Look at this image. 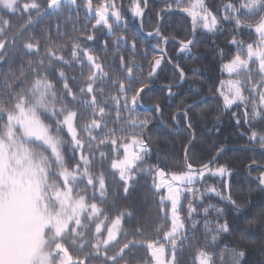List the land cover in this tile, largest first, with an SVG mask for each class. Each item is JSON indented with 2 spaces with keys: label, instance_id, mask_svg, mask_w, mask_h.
Listing matches in <instances>:
<instances>
[{
  "label": "snow or ice",
  "instance_id": "obj_1",
  "mask_svg": "<svg viewBox=\"0 0 264 264\" xmlns=\"http://www.w3.org/2000/svg\"><path fill=\"white\" fill-rule=\"evenodd\" d=\"M165 3L166 9L172 8ZM173 3L191 21L192 38L178 42L180 52L190 53L197 31L215 34L222 22L232 26L228 45L235 51L216 49L220 72L228 78L218 82L212 98L219 99L226 112L243 108L232 112V118L237 127L246 126L240 135L250 144L259 143L264 153V131L254 126H264V0H227L215 10L206 0ZM0 6L9 14L0 19V264H216L217 258L225 264L226 254L230 264H243L244 249L225 246L219 254L213 250L223 234L233 231L226 208L219 205L230 206L244 220L254 208L251 219L264 223V199L254 204L234 198L233 170L219 163L225 146L195 163L194 109L204 98L194 95L171 117L176 124L183 121L190 133L181 167L150 163L151 126L163 108L152 104L154 116L135 114L152 85L143 74L136 76L142 66L121 54L127 48L135 55L138 38L122 35L101 41L105 55L113 49L110 61L94 54L98 29L104 28L109 37L120 25L127 31L123 3L0 0ZM147 8L148 0H129L127 11L140 18L142 26ZM81 11L87 24L80 23ZM14 15L22 18L15 28L10 18ZM48 16L52 22L40 27ZM157 17L159 24L163 17ZM246 32L250 40L237 39ZM69 36L71 44L58 42ZM147 36L158 40L153 45L158 55L148 61L147 81L154 80L165 63L177 70L180 82L186 80L184 69L161 46L174 38L164 36L159 26ZM18 52L39 57L21 62L19 75L11 71ZM141 55L148 56L146 48ZM3 65L9 66L8 73ZM164 87L166 98L178 95L174 85ZM254 170L264 192V163L252 160L249 175ZM141 177L147 179L157 208L153 236L146 239H137L145 236L144 217L120 206ZM209 178L219 179L221 186L207 184ZM127 220L135 221L131 231L124 228ZM137 248L145 254L138 256L133 251Z\"/></svg>",
  "mask_w": 264,
  "mask_h": 264
},
{
  "label": "trees",
  "instance_id": "obj_2",
  "mask_svg": "<svg viewBox=\"0 0 264 264\" xmlns=\"http://www.w3.org/2000/svg\"><path fill=\"white\" fill-rule=\"evenodd\" d=\"M24 3L25 0H20ZM38 3H43V0H37ZM123 3L125 11L123 16L126 20L127 31H124V25L114 28V35L109 37L106 34L104 28H100L96 31V41L92 47L95 49L94 54L99 55L101 60L110 61L113 54V49L109 48L107 55H105L104 49L100 46L101 41L105 39L115 40L117 36L126 35L129 40L133 36L138 38L137 49L135 55L127 48L121 53L127 55L130 60H134L135 64L141 65L142 68L136 71V76L140 77L141 74L145 77V82L150 84L154 83H177L180 81L178 72L169 63H165L162 70L158 72L157 77L152 81H147V72L149 70L148 61L154 56L158 55V52L153 48V45L158 43L155 37H143L138 29V18H135L127 11L129 7V0H117L118 5ZM168 3H172V7H176L173 0H167ZM227 0H206V3L214 10L217 6H222ZM162 9L165 11L161 12ZM166 3L165 0H150V7L145 16L144 25L146 30L153 31L158 26L157 14H165ZM222 14L217 12V15ZM61 17L63 14H59ZM9 18L7 11L3 10L0 6V19ZM13 22V27H17L21 24L22 18L19 15L10 17ZM53 17H44L40 21V27H43L52 22ZM81 24H87L88 18L81 11ZM70 27V26H69ZM89 24V28H90ZM161 32L167 37H177L182 40H187L192 37L191 21L188 16L180 13H172L165 17ZM198 38L192 45L190 53H184L179 51V43L171 41L168 44V52L172 60L179 63L180 67L184 69L187 75L185 83L178 88H173V91L177 93L174 98H166V89L156 88L148 92L144 96L143 103L145 105L160 104L163 108V119L172 128L177 129V124L171 119L172 115L178 111L185 103H188L194 95H199L204 98V102L198 104L194 109L196 116L194 118L192 129L196 131V141L194 143L193 153L197 156L195 163L201 160L207 161L209 156L215 155L216 147L223 145H248L250 144L247 136L240 135L241 132L246 131V126L237 127L231 113H240L243 108L233 107L230 111H224L221 107V101L219 99H213L215 89L218 82L221 79H226V74H221L219 65L221 63L216 49L223 48L225 51H235L234 48L230 49L228 40L232 36V26L222 22L221 30L215 34L208 33L205 30L198 31ZM72 33H70L71 35ZM77 35L87 33H75ZM11 35V33H9ZM237 39L250 40V35L245 33L243 36H237ZM67 41L71 44L69 37H64L63 40L58 41L63 43ZM162 46V45H161ZM146 48L148 56L141 55V49ZM65 58H68V54L65 53ZM39 57L25 56L23 52L14 54L12 61L11 71L19 74L20 64L23 62L27 64L29 60L35 61ZM255 68V65H253ZM107 70V69H106ZM3 71L9 72V66L4 65ZM78 71V69H77ZM113 73L115 72V66H113ZM71 74V73H70ZM131 94V93H129ZM247 95V93H245ZM138 114L143 118L144 116H154L155 113L152 110H141L137 107ZM220 116V120L216 121L215 117ZM182 129L180 132L175 133L172 130H167L163 127L161 122L157 120L153 126H151V155L148 158L150 163H156L157 160L162 163L168 164L171 168L176 169L181 167L180 161L183 155L184 146L188 143L190 138L189 130L186 128L183 121L180 122ZM257 129L264 131V126L254 125ZM255 146H260L259 143H251ZM264 155L261 151L245 148H234L226 150L219 158L220 164L228 165L234 173L232 175V192L234 198L238 201H247L251 199L254 204L264 199V192H261L258 186V181L253 176H250L247 172V165L252 160H256L258 163H264L261 160V156ZM253 175H258V171L251 172ZM111 179V178H110ZM207 184H215L217 187L221 186V182L217 178H209ZM199 186V185H198ZM83 187V186H81ZM115 187V183H114ZM249 190H251L249 196ZM111 202V201H109ZM212 203H219L216 199L211 200ZM120 206L125 209L135 210L138 216H143V223L145 224V236L137 237V239H146L153 236L152 225L156 220V204L153 199L152 190L148 186V181L145 177H141L135 191H133L127 201H120ZM220 207L226 208V217L231 221L233 231L223 234L216 246H213V250L219 254L225 251V246L228 248H236L237 250H246V257L243 264H264V223H259L251 219L254 208L248 209V219L244 220L243 216H237L234 210L226 205L220 204ZM114 214V213H113ZM136 226L134 220H127L124 224V228L127 231H131ZM197 236H201V231H197ZM131 238V237H129ZM203 243V241L201 240ZM123 243V240L121 241ZM138 256L145 254V249L137 248L133 249ZM225 264H230V257L226 254L224 257ZM93 264H103V261H93ZM216 264H221L219 258L216 260Z\"/></svg>",
  "mask_w": 264,
  "mask_h": 264
},
{
  "label": "water",
  "instance_id": "obj_3",
  "mask_svg": "<svg viewBox=\"0 0 264 264\" xmlns=\"http://www.w3.org/2000/svg\"><path fill=\"white\" fill-rule=\"evenodd\" d=\"M148 7H149V1H148ZM147 10H148V8H147ZM147 10H146V12H147ZM174 11H179V12H182V11H180V10H178V9H173V10H170V11H168V13H171V12H174ZM146 12H145V14H146ZM167 13V14H168ZM183 13V12H182ZM184 14H186V13H184ZM187 15V14H186ZM145 16V15H144ZM144 16H143V19H142V26H141V19L139 18V25H140V27H139V29H140V32H141V34L143 35V36H146V37H148L147 36V33L148 32H146L145 31V29H144ZM164 18V17H163ZM162 22H163V20L161 21V22H159V27L161 28V25H162ZM197 33H196V37H195V39L197 38ZM174 40H176L177 42H179V41H181L180 39H177V38H174ZM163 47H165L166 48V45H164ZM166 50H167V48H166ZM167 55H168V53H167ZM169 56V55H168ZM185 81V80H184ZM184 81L183 82H180V83H177V84H174V86L175 87H178V86H180V85H182L183 83H184ZM165 85H167V84H164V85H160V84H155V85H152V89L153 88H157V87H160V86H165ZM140 109H150L151 108V106L150 107H145V106H138ZM160 120H162V117L160 118ZM164 124V123H163ZM164 126H166L165 124H164ZM243 147H250V146H243ZM227 149V148H226ZM257 176H255V178H256Z\"/></svg>",
  "mask_w": 264,
  "mask_h": 264
},
{
  "label": "rangeland",
  "instance_id": "obj_4",
  "mask_svg": "<svg viewBox=\"0 0 264 264\" xmlns=\"http://www.w3.org/2000/svg\"><path fill=\"white\" fill-rule=\"evenodd\" d=\"M3 66H4V65H3ZM3 66H2V67H3ZM18 75H19V74H18Z\"/></svg>",
  "mask_w": 264,
  "mask_h": 264
}]
</instances>
